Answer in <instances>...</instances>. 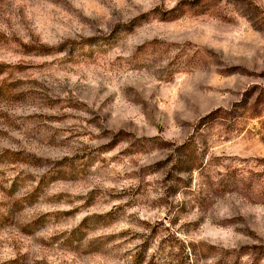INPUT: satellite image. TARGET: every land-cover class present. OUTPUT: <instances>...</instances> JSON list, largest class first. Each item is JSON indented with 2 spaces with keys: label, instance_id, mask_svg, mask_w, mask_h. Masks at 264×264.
I'll return each mask as SVG.
<instances>
[{
  "label": "rangeland",
  "instance_id": "374dc122",
  "mask_svg": "<svg viewBox=\"0 0 264 264\" xmlns=\"http://www.w3.org/2000/svg\"><path fill=\"white\" fill-rule=\"evenodd\" d=\"M0 264H264V0H0Z\"/></svg>",
  "mask_w": 264,
  "mask_h": 264
},
{
  "label": "trees",
  "instance_id": "16d2710c",
  "mask_svg": "<svg viewBox=\"0 0 264 264\" xmlns=\"http://www.w3.org/2000/svg\"><path fill=\"white\" fill-rule=\"evenodd\" d=\"M211 115H213V114H210V115L208 114V116L204 117L205 119L204 118L201 119V120H203L202 122L203 123H209V122L213 121L215 117L214 116L211 117Z\"/></svg>",
  "mask_w": 264,
  "mask_h": 264
}]
</instances>
